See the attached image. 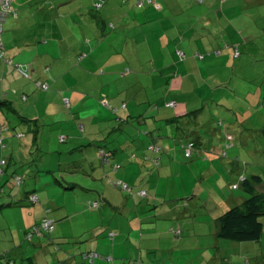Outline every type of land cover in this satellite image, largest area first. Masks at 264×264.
<instances>
[{"label":"rangeland","instance_id":"374dc122","mask_svg":"<svg viewBox=\"0 0 264 264\" xmlns=\"http://www.w3.org/2000/svg\"><path fill=\"white\" fill-rule=\"evenodd\" d=\"M123 1L128 0H108L100 10L94 8V0L14 3L19 19L10 16L1 36L5 55L0 59V99L13 101L20 115L39 119L40 123L39 127L35 123L23 124L17 114L0 111V130L9 127L0 135V159L11 157L10 171L23 177L21 188L15 187L10 177L0 186V205L4 206L0 210V255L15 246L30 247L25 229L32 226L45 206L56 224V237L46 239L40 249L29 248L30 255L35 252L36 259L42 258L40 264H56L53 262L57 256L70 255L72 251L85 252L89 247L86 241L100 227L111 235L99 241L100 251H105L99 254L113 256L115 247L121 253L128 244L124 253L129 257L134 243L138 244V228L132 230L138 225L131 197L134 192L137 204L140 199L148 204L149 198L154 200L152 206H159L158 211L177 210L175 218L166 216L168 209H162V218L147 220L157 223L159 230L166 226L168 232H174L179 223L183 226V239H176L173 234L165 237L160 251L151 253L149 261L200 263L201 253L213 242L209 237L212 218L233 205L224 184L234 180L222 162L212 165L204 164L200 158L185 159L179 145L178 156L183 157L176 166L184 170L182 173L171 170L166 177L145 185V190L132 188L130 193L108 183L105 173H110L112 167H104L98 155L80 146L73 154L67 152L74 137L76 143L108 141L111 137L130 146V136L122 140L119 132L110 133L126 114L123 103L128 111L141 116L158 106L165 108L163 104L170 92L186 93L191 106L199 101L197 95H202L205 103L197 105L204 108L200 131L205 141L217 139L225 145V137L232 135L228 158L239 155L247 163V177L260 175L264 179V0H188L178 5L175 0H168V9L145 20H138L135 15L144 17L148 5L139 9L137 0L126 4ZM116 2L122 5L118 7ZM27 45L39 47L43 57L34 65L37 74L32 76V63L17 64L24 59ZM236 47L239 56H235ZM84 53L88 56L81 62L79 57ZM198 53L204 58H196ZM12 65L25 66L28 78L14 73ZM179 69L181 75L187 71L183 77L186 85L180 88V81L171 88L170 82H175ZM39 81L47 82L50 89H38ZM23 93L27 101L22 100ZM65 97L71 101L70 107L63 103ZM52 98L55 102H51ZM220 100L225 108L217 106ZM94 116L106 121L93 126L90 123ZM71 124L73 129L68 127ZM145 127L140 125L141 129ZM36 129L40 132L35 141ZM16 133L24 135L18 138ZM61 138L68 141L60 143ZM193 155L197 157L196 153ZM199 160L202 162H194ZM193 162L196 164L187 169ZM94 169L98 171L95 181L90 178ZM203 169L207 171L202 173ZM68 181L79 187L68 189ZM0 182H4L1 177ZM31 191L37 192L40 204L32 206L23 199ZM142 191L147 195L142 196ZM259 191L264 188L260 186ZM102 193L118 208L91 210L90 202L100 201ZM261 221L264 226V217ZM216 245L211 251L216 252ZM218 247L221 259L216 264H264V232L257 242L220 239Z\"/></svg>","mask_w":264,"mask_h":264},{"label":"crops","instance_id":"0c3cea01","mask_svg":"<svg viewBox=\"0 0 264 264\" xmlns=\"http://www.w3.org/2000/svg\"><path fill=\"white\" fill-rule=\"evenodd\" d=\"M95 1H98V0H94V2ZM107 1L108 0H104V3L106 4ZM128 1H132V0H128ZM128 1H123V3L126 4ZM137 1H139V0H137ZM167 1L168 0H154V3L159 4L160 8H156L153 5H148L150 8L145 10L146 12L144 14V17H138V14L135 15V17L138 20H140V19L145 20V19L149 18V15H152V16L159 15L162 12V9H168L167 6H169L171 1H173V0L170 1L169 5H166ZM186 1H188V0H175L176 5H178L180 3L186 4ZM116 3H118V2H116ZM119 5H122V4L118 3L117 6L119 7ZM139 9H143V8H139ZM122 16H125V14ZM18 19H19V17H18ZM26 47H27L26 50L23 51L25 53L24 59L17 62V64L32 63L31 76L36 75L37 71L34 68V65L37 63V61L40 58L43 59L42 55L40 54L41 49L39 47L34 49L32 46H29V45H27ZM20 55H21V52L16 54V59ZM84 59L85 58H83L81 60V62ZM10 67L14 73L22 76L20 73H18L14 69V67H12V66H10ZM29 67H30V65H29ZM186 72L187 71L185 70V72L182 73V75H181L180 69H179V72H178L179 74H177V78L174 79L175 82H173V83L170 82V84H171L170 87L174 88L176 83L181 81L180 83H178L179 87L184 88L187 80H186V78H183V77L186 75L185 74ZM22 77H24V76H22ZM24 78L26 79L28 77H24ZM36 78L39 79L40 77H36ZM168 79H170V78H168ZM197 96H200V97H198L199 101L195 102L194 106H191V103L188 101V99H191V98L186 96V93L181 92V93L174 94V93L170 92L168 97L166 98V100L177 101L178 106L176 108H168V107L154 108V110L152 112H147L145 115H141V116H139V115L136 116L135 111H128L129 107L125 104L126 107L124 110H122L126 113L124 118H121V117L119 118L120 119V121L118 122L119 126L115 129H113V131H111L110 133H115V132L118 133L119 132L121 137H122V140L127 138V136H130L132 138L131 139L132 142H130V144H131L130 146L123 145L124 142L119 143L117 141L118 139H111V137L108 138V141L107 140H105V141H94V140H92V141H89L86 143H85V141L84 142L81 141L80 143H76L75 142L76 139L74 137L73 139H70V141L72 140L73 142L71 141L72 142V144H70L71 147L67 150V152H70V154H73L77 150L76 148L78 146H80L82 148L83 147L86 148L84 151H86V152L89 151L88 153L97 155L98 150H99L100 145H101L108 152H110L111 164H114V163L122 164L121 169H119L117 171L111 170L110 173L106 172L105 174L114 180H122V181L128 183L129 185H132V188H134V189L140 188L138 190H145L144 189L145 185L152 184L153 182H157L160 179L166 177L170 173L171 170L172 171L176 170L177 173H182L184 170L180 166L179 167L176 166V163L181 162V158L183 157V156L182 157L178 156V153H179L178 146L181 145L180 149L182 151V150H184L182 148V145H185L188 141L195 140L196 141V148L194 149L193 153H196L197 157L192 155L190 160H192L193 158H196V159L200 158V159H202V161H204V164H206L207 162H210L212 165H215L217 162L220 161L223 163V165H224L223 167H225L224 170H226L230 174H232L230 178L234 180L233 183L224 184V187H227L226 192L228 193L229 197L233 198V201H231V204H233V205H231L229 208L227 207V209H226V211H227L230 208H233L235 206L242 204L246 200L247 193L244 191V189L242 187V180L244 178H247V171H246L247 170V163H244V161H241L242 159L239 155H236L235 157L232 156L231 158H228L229 154L227 152L230 148H232V144H231V137L233 138L232 135H227L225 137V138H227L226 144L227 143L231 144V147L226 151L225 156L223 155V152H224L226 144L223 145V143H219V140H217V139L216 140L214 139L212 141L209 139V140L205 141V138L201 132L203 125L200 124V118H201V115L204 114V108L203 107L200 108L197 105L198 102H199V104L203 103V105H204L205 99L202 100V95H197ZM47 99H48V97L45 98L46 101H47ZM7 101L10 103V107H7V106L1 107L0 111H2L4 114L15 113L18 115L19 112L17 111L14 102L11 100H7ZM62 101H64V100H62ZM51 102H55L54 98L51 99ZM60 102H61V100H60ZM103 103H105V101H103ZM184 104H186V105L184 106ZM70 105H71V101H70ZM123 105H124V103H123ZM217 106L225 108L224 105H222L221 100L218 101ZM12 107L15 108V112L12 111V109H11ZM198 110H200L199 113H194ZM16 112H18V113H16ZM21 116H19V118L21 119V123L22 122H23V124L26 123L25 122L26 120L24 121V119H22V118H25V119H27V118L23 117V116L21 117ZM28 120H31V119H28ZM33 120H36L37 123H35V124H36V126L39 127V125H38L40 123L39 119H33ZM201 120L204 121V118ZM98 121H106V120H105V118H100V116H94L92 119V122L90 124L94 126V125H96V123H98ZM27 123H30V122H27ZM141 124L146 125L145 129L140 128ZM70 126H71V129H73L75 127L73 124L68 125V127H70ZM7 128L9 130V127H7ZM8 130L6 129L5 131H8ZM30 130H31V128L29 126L28 132ZM144 131L153 132L158 136V138H159L158 142H159L160 147L162 148L161 154L155 155L152 152H149L147 150V144L149 143V138L147 136H145ZM39 132H40V129H36L35 131H33V133H34L33 137H34L35 141L39 139ZM3 133L0 131L1 136L3 135ZM21 133H23V131ZM21 133H16L17 137H18V135L23 137L24 134L20 135ZM9 137H12V135H10ZM58 141L61 143V141L59 139H58ZM67 141L68 140L65 139V141L62 143H65ZM233 141H234V138H233ZM114 145L121 146V147L120 148H118V147L113 148ZM92 147L96 148V150H94V149L92 150L91 149ZM127 147H129V148L125 150V148H127ZM159 156H160L159 164L156 166L154 163V159L158 158ZM164 156H168L169 158L164 160L163 159ZM184 157H185V154H184ZM1 158H3V157H1ZM6 159L8 160V165H7L6 170L8 173H13L14 171H10V168L12 167L11 165L13 163V159H11V157L6 158ZM185 159H187V158L185 157ZM202 161L199 160V161H194V162L198 163V162H202ZM194 162L192 164L190 163L187 166V169L192 168L196 164ZM183 164L184 163H181V165H183ZM184 166L186 167V165H184ZM108 167H110V166H108ZM173 167H175V169ZM216 168H218V167H216ZM210 169H212V168H210ZM205 170L206 169H203L202 173H204ZM97 172L98 171L96 169H94L91 172V174H90L91 180L95 181L97 179V177H96ZM120 172L122 173L121 174L122 176L120 175ZM207 173H209V172H207ZM86 174L89 175L88 173H86ZM4 183H5V181L0 182V186ZM67 184H69L68 189H76L77 187H79V185H76V183H73V181H68ZM260 186H262L264 188V182L261 185L257 186L258 191H259ZM134 195H135V193L133 192L131 197L134 201V206H135V209H134L135 210V217H134V219L135 220L137 219L136 223L138 224L137 226H133V229H132V230H135L138 228L137 231H135V240L138 242V244L136 245L134 243V247H135L134 252L132 251L131 255L128 257V255H126L124 253V249L126 250V248H129L128 244L125 245V248L122 249L123 252H121V253L117 252V249L115 247L114 248L115 249L114 255L112 254L113 257L115 258L113 262L107 263V262L99 259L95 262V264H123L122 260H127V261H129V263H127V264H131L130 263L131 260L134 261L137 259L139 261L142 260L141 262H143V264H154L155 262L149 261V255L155 251H160V248L162 246V243H161L162 239H164L165 237H172V234H173V237H175L176 239H180V238L183 239V234H184L183 229H182L183 226H181L180 223L178 224L177 229L182 230V232H180L179 235H175V233H171V232H173L174 229H172V231L168 232V230L165 229L166 226H163L162 230H159L157 227V223H149L147 221L148 219L151 220L153 218H159V217L162 218L163 216H160L161 215L160 212L162 209H168V211L165 212L166 216H173L175 218L176 215L178 214L177 210H174L171 208H161V210L158 211L159 206H152V205H154L152 202L154 200H151L149 198L146 199V200H148V204H145V202L143 204L142 203L143 200H141V199H140V202H138V204H137L136 203L137 197H135ZM193 197H194V195H193ZM104 201H106L105 207H113L111 205V202L105 198V194H104ZM44 208H45V206H44ZM113 208L116 209L118 207L114 206ZM43 216H44V210H43V212H41V215H39L35 218V221L32 225H34L35 223H38ZM219 217H217V218L213 217L212 218V221H211L212 227L210 229L212 232L210 233L209 237L213 238V242H211V245L207 249V251L201 253V259H200L199 264H216V262L219 259H221V253L219 252V247H218L220 244V239H221L219 237V222H218ZM133 223H135V222L133 221ZM28 229H25V235H26V231ZM55 231H56V229H55ZM55 231H54V233H55ZM105 231H106L105 228L100 227V229H98L96 232L92 233V237H90L86 241V243L88 242V244H89L88 245L89 247H88V249H86V251H94V252H97L98 254H99V252H105V251H100L101 243H99V241H101L102 238L109 236L108 233ZM189 231H191V228ZM193 231H195V230L193 229ZM157 236H159L160 238H156ZM52 237H56V236L54 234H52L50 238H52ZM46 239H48V238H42V239L36 238V242H34V240H33V242L31 241L29 246L33 247V248L40 249V247H43L45 245L44 241ZM124 242L125 241L123 240V243ZM132 242H133V240H132ZM90 243H92V245ZM233 243H237V242H233ZM214 244L215 245L217 244L215 247L217 249L216 252L211 251L212 245L214 246ZM30 247L25 248L24 246H19V247L15 246L14 250H11V251H9L6 254L1 255V256L7 258V261H6L7 264H40L38 261H42V258L36 259L37 257H36L35 252L30 255L29 254L31 252V250L29 251ZM78 253H79L78 251H75L74 253L72 251V253L70 255H67L66 253L63 255H59L56 257V260L53 263L57 262L56 264H60V263L61 264L62 263L63 264H87L85 262V260H83L82 255H81L84 252L79 253V254ZM146 255H148V256H146ZM29 258H32L33 260H28ZM180 261H181V258H179V260H177L178 263H180ZM48 264H50V263H48ZM162 264H164V263H162Z\"/></svg>","mask_w":264,"mask_h":264},{"label":"trees","instance_id":"16d2710c","mask_svg":"<svg viewBox=\"0 0 264 264\" xmlns=\"http://www.w3.org/2000/svg\"><path fill=\"white\" fill-rule=\"evenodd\" d=\"M16 1L17 0H15V2ZM139 1H141V0H139ZM95 2H97V1H95ZM138 2H137V7L138 8H143L146 5H153L155 7H156V5H158L160 7L159 4H155L154 2L152 4H145L144 6L139 7L138 6ZM14 3H13V6H14ZM103 6H104V3H103ZM18 17L17 18L13 17V18L18 19ZM236 49L238 50L237 47L235 48V50ZM198 54H200V53H198ZM82 55H85L84 58L88 56L86 53H84ZM185 57H186V55H185ZM3 58H0V59H3ZM196 58L203 59L204 56H203V58H199L198 56H196ZM13 67L16 70L17 66L16 67L13 66ZM25 69H27V68L25 67ZM21 75L24 76L23 74H21ZM22 95L26 96V94H24V93ZM23 96H22V99H23ZM24 101H27V96H26V100H24ZM171 102H174L175 105L174 106H169V103H171ZM163 105L165 107H168V108H176L178 106V103L175 100H165ZM6 106L10 107V103L6 99H3V100L0 99V110H1V107H6ZM125 107H126V105H125ZM157 108H159V106ZM11 109H12L13 112H15V108L12 107ZM199 112H200V110H198V111H196L194 113H199ZM16 113H18V112H16ZM18 116H21V115L18 114ZM22 119H24V121L26 120L25 122L37 123L36 120H28V119H25V118H22ZM6 129L8 130L7 127H2V129L0 131L3 133ZM263 132H264V130H263ZM144 134H145V136H147L149 138V143L147 144V150L149 152H152L155 155L161 154L162 148L159 145L158 136L155 133L149 132V131H144ZM3 142L4 141L2 139L1 140V145L4 146ZM189 144H192L191 155L187 156L186 148H187V146ZM227 145H229V147H227ZM153 146L158 148V151L151 150V147H153ZM230 147H231V144H229V143H227L225 145V149H224V152H223L224 156L226 154V151ZM182 148L184 149L185 157L190 159L192 157V155L194 154L193 152H194V149L196 148V141L195 140L188 141L185 145H182ZM101 151L104 152V156L101 155ZM97 155H98V157H99V159H100V161H101V163H102V165L104 167L105 166L106 167L107 166H111L112 167L111 169L114 170V171H117V170L121 169L122 164H120V163L111 164L110 152H108L103 146L100 145V148L98 150V154ZM1 160L5 161V165L2 166L3 173L0 175L1 179H3L5 181V183H6L11 178V182L13 181L14 186L18 187V188H21L22 185H23V177L20 176L19 174H15L14 172L13 173H8L7 170H6L7 165H8V160L5 159V158H1L0 161ZM154 163L157 166L159 164V158H155L154 159ZM105 177L108 178V183L112 187L117 188V189L122 190V191H130V193H132V186L129 185L128 183H126V182H124L122 180H114V179L110 178L108 175H105ZM18 178H20V181H18ZM119 182H121L123 185H126L127 189H124L122 187H115L113 185V183H119ZM263 182H264V179L260 175H252L251 177H247V178H244L242 180V187H243L244 191L247 193L248 197L246 198V200L242 204H240L238 206H235L233 208H230L229 210H227L224 214H222L218 218V222H219V237L222 240L230 241V242L242 243V242H257V241H259L261 239V237L263 235V232H264V226H263V223L261 221V219L264 217V192H259L258 189H257V186L261 185ZM1 186H3V184ZM142 193H144V195H147V192H145V191H142L141 194ZM34 194H36L38 196L36 191H31V192L25 193L24 198H23L24 200L27 201V203L29 205H32V206L40 204L39 196H38V201L33 202L31 200V196L34 195ZM142 196H143V194H142ZM99 198H100V201L97 200L95 202H90L89 208L91 210L100 209L101 207H105L106 201H104L103 193H102V195L99 196ZM94 203L98 204L97 207L93 206ZM3 207H4L3 205H0V210ZM50 213H51V211L49 210V208L45 207L44 208V216L41 218V220L38 223H35L34 225H32L26 231V235L25 236H26V239L28 241H33L36 238H38V239L48 238L49 241L52 239L50 237L55 231V222L52 219H51L53 221V230L52 231L44 232V233H42L40 235H34V236H32V238H28V234H29V232L32 231V229H34L35 227L40 225L45 218L48 217L50 219V217H49ZM175 232H176V230L173 233H175ZM110 235H111V233H109V236ZM93 254L97 255V257L92 259L93 262H91L90 255H93ZM81 255H82L83 260H85V262L87 264H95V262L97 260H99V259L103 260V261H105L107 263H111L115 259L113 256L100 255V254H98L97 252H94V251H87V252L82 253ZM28 260H33V259L29 258ZM0 261H1V264H7V262H6L7 258L2 257L1 255H0ZM122 261H123V264L129 263V261H127V260H122ZM140 262H139V260H137V261L136 260H134V261L131 260L130 261L131 264H138Z\"/></svg>","mask_w":264,"mask_h":264},{"label":"built area","instance_id":"2783aa9c","mask_svg":"<svg viewBox=\"0 0 264 264\" xmlns=\"http://www.w3.org/2000/svg\"><path fill=\"white\" fill-rule=\"evenodd\" d=\"M15 2V0H0V58H3L4 55H5V52H4V46H3V43H2V40H1V36H2V33H3V28H4V24L6 23V21L8 20V18L11 16V17H15L17 18L18 17V14L16 12V10L14 9V6H13V3ZM154 2V0H141L138 2V6L139 7H142L144 6L145 4H152ZM103 3H104V0H98L97 2H95L94 4V8L96 10H100L102 7H103ZM156 8H160L158 5H156ZM85 55H82L79 60L81 61L83 58H84ZM180 56L182 58L185 57V54L184 53H180ZM197 56L199 58H203L202 55L200 54H197ZM235 56H239V53H238V50L236 49L235 51ZM8 62V61H7ZM10 63V62H9ZM16 70L23 74L25 77H27V73L25 71V67H21V66H18L16 67ZM37 87L39 89H41L42 91H47L49 90L50 88V85L47 83V82H42V81H39L37 82ZM23 100H26V96H23ZM64 100V103L70 107V101L66 98L63 99ZM174 102H171L169 103V106H174ZM81 130H83V125H80L79 126ZM61 142H64L65 141V138H61L60 139ZM227 147H229V145H227ZM191 148H192V144H189L186 148V153H187V156H190L191 155ZM151 150L153 151H158V148H156L155 146L151 147ZM101 155L104 156V152L101 151ZM5 165V161L4 160H1L0 161V175L3 173V170H2V166ZM18 181H20V178H18ZM113 185L115 187H122L124 189H127V186L126 185H123L121 182L119 183H113ZM144 195V193H142ZM31 200L33 202H36L38 201V196L36 194L32 195L31 196ZM97 203H94L93 206L94 207H97ZM53 230V221L51 219H49L48 217L45 218L42 223L40 225H38L37 227H35L34 229H32L31 232H29L28 234V238H32V236L34 235H40L44 232H48V231H52ZM181 231L178 229L176 230L175 234L176 235H179ZM95 257H97V255L93 254V255H90V258H91V262H93L92 259H94ZM87 258V257H86Z\"/></svg>","mask_w":264,"mask_h":264}]
</instances>
